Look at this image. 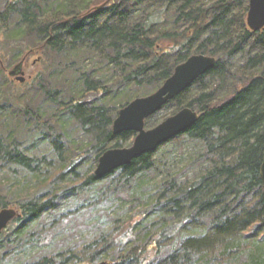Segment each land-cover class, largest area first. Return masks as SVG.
<instances>
[{
    "label": "trees",
    "instance_id": "trees-1",
    "mask_svg": "<svg viewBox=\"0 0 264 264\" xmlns=\"http://www.w3.org/2000/svg\"><path fill=\"white\" fill-rule=\"evenodd\" d=\"M98 1L0 0V59L16 47L25 59L39 54L38 70L23 83L5 78L0 65V209L13 205L19 213L0 232V264H14V250L38 241L34 224H63L72 203L89 207L88 237L80 233L78 241L71 237L20 264H264V28L248 29V0ZM191 54L216 59L194 83L206 75L215 82L183 102L188 87L163 107L172 102L174 113L196 104L198 120L103 177L120 170L131 191L120 214L96 213L102 178L93 167L105 150L134 137L112 134L118 110L150 94V85L158 88ZM222 79L227 89L219 94ZM38 95L53 103L51 116L34 107ZM7 97L18 109L4 107ZM71 116L79 132L94 134L83 147L65 133L63 119ZM31 132L49 153L26 152ZM184 136L199 144L192 160L198 172L191 179L166 173L143 198L138 178L156 170L159 152ZM6 185L29 187L9 201Z\"/></svg>",
    "mask_w": 264,
    "mask_h": 264
},
{
    "label": "rangeland",
    "instance_id": "rangeland-1",
    "mask_svg": "<svg viewBox=\"0 0 264 264\" xmlns=\"http://www.w3.org/2000/svg\"><path fill=\"white\" fill-rule=\"evenodd\" d=\"M101 2L98 1L97 3ZM2 48V47H1ZM25 53L22 52L18 47L13 49L10 53H7L6 59H2L4 67L6 68L4 71L5 78H10L14 82H18L14 77L8 75V70H10L18 61L23 58ZM17 56L14 58L13 56ZM1 57V56H0ZM39 58L38 53H32L23 62L22 70L24 72L25 80H30L35 72L38 70L37 65H34L36 59ZM204 79L199 83H193L189 86L188 90L185 92L184 96L182 97L183 102H188L193 97H195L202 88H206L214 83L216 78L214 76L206 75L203 77ZM4 78L0 75V94H4V88L6 86L3 85ZM227 82L228 80H220L219 84V94H223L227 89ZM155 85H150L148 88L150 89V93L155 91ZM154 89V90H153ZM8 95V93L6 92ZM31 93H26L30 95ZM33 97V96H28ZM7 97L6 102L4 103V107L7 109L9 108H16L18 106L15 102H13ZM34 107L38 110L39 115L41 117H49L54 112L55 107L50 100H47L41 96L34 97ZM176 109L175 105L171 102L165 107H162L158 112L150 116L145 121V128L149 129L154 127L162 120H164L169 115L173 114V111ZM191 109L197 111L196 104H193ZM175 113V112H174ZM65 122L66 127V135L70 139V143L77 146L83 147L88 142L92 141L94 138V134L92 133H81L79 132L78 123L75 119L71 117H65L63 119ZM32 127V126H31ZM35 132L29 133V138H25L22 144V147L28 152L29 154H33L35 156H42L43 154L49 153V148L46 142L39 143L36 142ZM128 146V145H125ZM199 149V144L191 141L187 137H181L180 141L176 142L175 140L170 142L166 147H164L159 152L160 163L156 170H153L149 173H146L138 178L139 187L143 198L148 199L154 195L155 189L154 184L155 181L161 177H163L166 173H172L175 175H179L181 179H191L196 175L198 172V165L196 163H192V160L196 157V154ZM96 166V165H95ZM93 167V171L95 169ZM121 171L117 170L115 175L110 178H102L101 191L104 189L105 192H101L93 199L95 212L98 214H102L103 211H108L111 217H114L122 212V209L118 206L122 204V196L125 195L128 191L130 192L129 186L123 183V179L121 177ZM29 186H22L20 188L10 187L6 185V187L2 188L3 193L6 194L8 200H13V198H17L22 193L27 191ZM109 190H116L114 195L110 194ZM128 190V191H127ZM120 196V197H119ZM151 196V197H150ZM11 208L16 209L15 206H9ZM127 207V206H126ZM89 207L82 206L79 203L76 205L72 203L68 210L67 219L63 221V224H58L54 229L53 228H45L41 225L42 221L38 224H34L32 226L33 234L35 238L38 239L37 242L33 243H26L22 249L14 250L8 257H10V262L14 264H20L24 261H31L37 259L41 255L50 252V250L57 249L59 244L64 246V242H68L65 244H71V237L74 238V241H78L79 234L82 233L83 237H88V232L86 231L88 228V221L90 220L88 213ZM45 235L47 239L44 241L42 237L39 240V236ZM43 242V243H41Z\"/></svg>",
    "mask_w": 264,
    "mask_h": 264
},
{
    "label": "water",
    "instance_id": "water-1",
    "mask_svg": "<svg viewBox=\"0 0 264 264\" xmlns=\"http://www.w3.org/2000/svg\"><path fill=\"white\" fill-rule=\"evenodd\" d=\"M245 20L248 29L252 32L264 28V0H248ZM24 60L25 56L8 70V75L20 83L25 81L22 70ZM215 62L213 56L191 54L174 67L170 76L155 91L146 96L136 97L120 108L112 122L111 132L114 136L123 132H134V137L128 146L105 150L98 157L93 171L94 176L101 179L116 169L129 165L140 155L155 151L161 144L190 128L200 115L190 107H182L149 129L145 128V120L206 74ZM0 65H2L1 59ZM259 173L264 199V156ZM18 215V211L14 208L0 209V232Z\"/></svg>",
    "mask_w": 264,
    "mask_h": 264
}]
</instances>
